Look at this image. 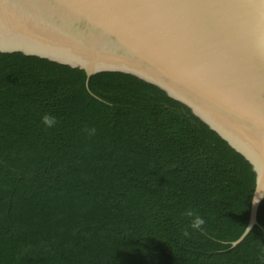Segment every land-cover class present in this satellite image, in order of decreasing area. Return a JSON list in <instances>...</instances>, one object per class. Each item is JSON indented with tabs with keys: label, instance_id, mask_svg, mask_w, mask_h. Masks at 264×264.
<instances>
[{
	"label": "trees",
	"instance_id": "1",
	"mask_svg": "<svg viewBox=\"0 0 264 264\" xmlns=\"http://www.w3.org/2000/svg\"><path fill=\"white\" fill-rule=\"evenodd\" d=\"M255 180L161 88L0 52V264H264V198L231 245Z\"/></svg>",
	"mask_w": 264,
	"mask_h": 264
},
{
	"label": "water",
	"instance_id": "2",
	"mask_svg": "<svg viewBox=\"0 0 264 264\" xmlns=\"http://www.w3.org/2000/svg\"><path fill=\"white\" fill-rule=\"evenodd\" d=\"M0 52L134 75L252 165L264 198V0H0Z\"/></svg>",
	"mask_w": 264,
	"mask_h": 264
},
{
	"label": "clouds",
	"instance_id": "3",
	"mask_svg": "<svg viewBox=\"0 0 264 264\" xmlns=\"http://www.w3.org/2000/svg\"><path fill=\"white\" fill-rule=\"evenodd\" d=\"M41 121L46 128H51V127L55 126V124L57 122L56 118L54 116L47 114V113L42 115ZM86 131L88 132L89 135H94L96 132V129L91 128V129H86ZM184 215H186L187 217L190 218L189 227L191 229L203 230V225L205 224V220L198 213H195L192 210H186ZM189 235H190V233L188 231L184 232L185 237H187Z\"/></svg>",
	"mask_w": 264,
	"mask_h": 264
}]
</instances>
